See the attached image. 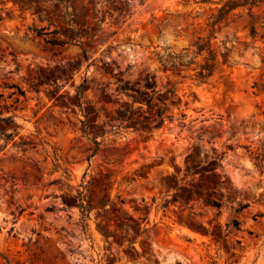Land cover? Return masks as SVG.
Here are the masks:
<instances>
[{"label": "rangeland", "instance_id": "obj_1", "mask_svg": "<svg viewBox=\"0 0 264 264\" xmlns=\"http://www.w3.org/2000/svg\"><path fill=\"white\" fill-rule=\"evenodd\" d=\"M223 2L0 0V264H264V0L209 82L159 60Z\"/></svg>", "mask_w": 264, "mask_h": 264}, {"label": "trees", "instance_id": "obj_2", "mask_svg": "<svg viewBox=\"0 0 264 264\" xmlns=\"http://www.w3.org/2000/svg\"><path fill=\"white\" fill-rule=\"evenodd\" d=\"M223 4L216 11L211 13L208 17V21L206 23V27L209 30V34L207 36L198 35L193 41L190 42L188 47H185V53H168L167 55H163L159 57L161 64L165 68V72L168 70H172L174 73L182 74L183 71H194V73L190 74V77L197 81L199 84L209 82L210 79L214 76L215 72L219 69L220 63L218 59V52L214 47L213 38L216 37L215 32L224 19L228 17V15L235 9L250 5L253 7L257 3L263 0H223ZM172 17H165L161 21V23H166L167 21H171ZM161 23L159 26H161ZM252 35L257 34V30L255 27L252 28ZM192 51L193 54H190ZM200 57V59H198ZM152 72L150 69H146L141 73L136 89V98L134 102H140L141 104L151 105L152 99L154 97L155 92L149 93L151 86V81L148 77ZM85 80L82 84L77 86V96L81 100L84 95V90L86 86ZM155 85H153L154 87ZM143 96L146 99H143ZM140 109V108H139ZM153 118L158 121V125H162L168 118L172 120V116H168L165 114V109L157 107L155 109L154 116H148L141 112V110H137L136 112H132L130 116L127 117L128 121H137L136 124H141L140 122L146 118ZM5 119H11V121H6V126H14V121L12 116L4 117ZM142 126V125H141ZM16 129V127H14ZM12 135V134H10ZM96 148L93 149L95 153L98 150V146L100 142L95 140ZM81 196V192L79 194ZM82 208L83 214L87 215L89 211V207L80 203L79 205Z\"/></svg>", "mask_w": 264, "mask_h": 264}]
</instances>
